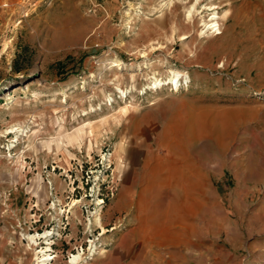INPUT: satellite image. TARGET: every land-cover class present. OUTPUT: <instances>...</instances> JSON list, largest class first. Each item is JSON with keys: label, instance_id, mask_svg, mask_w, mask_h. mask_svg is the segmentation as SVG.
Segmentation results:
<instances>
[{"label": "rangeland", "instance_id": "rangeland-1", "mask_svg": "<svg viewBox=\"0 0 264 264\" xmlns=\"http://www.w3.org/2000/svg\"><path fill=\"white\" fill-rule=\"evenodd\" d=\"M141 197L205 236L140 237ZM46 231L48 264H264V0H0V264Z\"/></svg>", "mask_w": 264, "mask_h": 264}, {"label": "crops", "instance_id": "crops-1", "mask_svg": "<svg viewBox=\"0 0 264 264\" xmlns=\"http://www.w3.org/2000/svg\"><path fill=\"white\" fill-rule=\"evenodd\" d=\"M148 158L151 156V151L148 149ZM151 198L141 197L136 201L137 213L140 217L137 218V223L135 225V231L139 232L140 237H156V238H179L188 237V243L192 241L195 237H204L206 231V223L204 220L200 219L201 214H199V201L194 200L193 202L187 201L183 204L182 200L170 203L166 201L157 202L154 204H149ZM159 201V200H158ZM178 203V204H177ZM195 204V205H192ZM182 205L188 206L186 212L189 213L187 216H183L184 208ZM178 207V209H177ZM180 207V209H179ZM198 214V215H197ZM204 214H202L203 216ZM145 216V219L143 218ZM197 219V220H196ZM143 221L151 222V226L144 227ZM202 221V227H197V222ZM140 222V224H139ZM205 243V242H204ZM179 244V245H178ZM167 249H191L189 245H185L183 242H178L177 244L168 243ZM202 251L206 249L205 246L202 247ZM180 262H187V257L183 256ZM177 262L176 264H179Z\"/></svg>", "mask_w": 264, "mask_h": 264}, {"label": "bare ground", "instance_id": "bare-ground-1", "mask_svg": "<svg viewBox=\"0 0 264 264\" xmlns=\"http://www.w3.org/2000/svg\"><path fill=\"white\" fill-rule=\"evenodd\" d=\"M190 13H191V11H190ZM191 14H189V16H190ZM213 15V17H212V19H210L211 21H214L213 22V27H214V25L216 24L215 23V20L217 19V14H212ZM212 26V25H211ZM216 26V25H215ZM184 39H186V37L185 36H182V40H184ZM172 77L170 78V82L172 83V84H174L175 85V87H177V85H178V83L180 82V80H181V78L183 77V75L180 73V72H172ZM187 78V75H185L183 78ZM161 84V82L160 81H158V80H156V82L154 83V86L156 87V86H158V85H160ZM78 134H80V133H78ZM70 137V136H69ZM79 137H80V135H78V136H75V139H79ZM70 140H69V142H71L72 140H73V138H69ZM119 151H117V153H116V157H117V159L118 160H121L120 159V155H119ZM96 221H97V224L101 227V229L103 230V235L106 233V230L104 229V227L102 226V224H101V222H100V214H99V211H98V215H97V218H96ZM49 235H50V232L49 231H46L44 234H38V235H29V236H27V238H28V240H29V242L30 243H32L33 245H36V246H38L39 245V243L37 242V240L38 239H42V238H45V239H47V237H49ZM46 244L45 245H48L47 247H42L40 250H38V253H37V255H38V257H37V264H48V261L49 260H51L52 259V257H50L46 252H48L50 249V247H49V242H48V239L46 240ZM78 259H79V256H74L73 258H72V263L73 264H78Z\"/></svg>", "mask_w": 264, "mask_h": 264}, {"label": "built area", "instance_id": "built-area-1", "mask_svg": "<svg viewBox=\"0 0 264 264\" xmlns=\"http://www.w3.org/2000/svg\"><path fill=\"white\" fill-rule=\"evenodd\" d=\"M215 27L217 28L218 26L216 25ZM212 28H214V27H212ZM216 30H217V29H216ZM179 83H180V82H179ZM179 83H178L177 87H179V85H180Z\"/></svg>", "mask_w": 264, "mask_h": 264}]
</instances>
